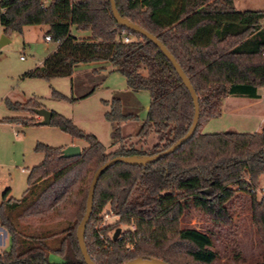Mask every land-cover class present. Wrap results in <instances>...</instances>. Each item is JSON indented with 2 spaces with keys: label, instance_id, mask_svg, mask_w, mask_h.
Listing matches in <instances>:
<instances>
[{
  "label": "trees",
  "instance_id": "obj_1",
  "mask_svg": "<svg viewBox=\"0 0 264 264\" xmlns=\"http://www.w3.org/2000/svg\"><path fill=\"white\" fill-rule=\"evenodd\" d=\"M115 1L122 16L156 35L177 58L199 95L201 115L195 134L174 152L146 165L117 162L101 175L85 234L91 257L98 264L135 258L213 264L218 253L212 237L182 227L181 218L192 203L211 220L230 226L228 204L239 189L252 196L253 223L264 245V196L260 200L257 196L264 175V125L253 133L201 132L204 123L222 115L229 95L261 97L264 10L240 11L234 0ZM0 22L7 35L22 34L28 25H48L45 36L60 44L24 77L47 81L72 77L78 64L106 61L125 77L128 88L151 95L147 117L130 145L124 143L131 136L122 135L121 124L138 120V115L125 113L120 98L104 101L112 138L121 145L114 152L72 119L52 111V124L88 145L81 155L64 157L63 148L38 144L44 159L31 168L22 197L11 196L10 188L2 195L0 225L9 233L11 247L0 252V264H87L77 229L94 173L115 156L154 155L173 145L192 125L193 98L163 51L116 20L110 0H0ZM72 27L91 31L92 36L80 39ZM52 97L76 100L55 89ZM7 104L13 110L42 108L32 101L7 99ZM151 135L155 141L149 140ZM107 206L119 218L104 225ZM12 211H17L15 219ZM123 225L129 228L123 230ZM118 228L121 233L114 239ZM54 254L59 261L51 259ZM257 264H264V256Z\"/></svg>",
  "mask_w": 264,
  "mask_h": 264
},
{
  "label": "rangeland",
  "instance_id": "obj_2",
  "mask_svg": "<svg viewBox=\"0 0 264 264\" xmlns=\"http://www.w3.org/2000/svg\"><path fill=\"white\" fill-rule=\"evenodd\" d=\"M238 10H264V0H234ZM73 34L78 38H90V31L75 28ZM4 28L0 22V201L7 188L11 189V196L21 198L27 189V178L33 166L40 164L44 153L37 151L40 143L57 148L70 145L85 147L88 143L81 138L73 137L62 131L55 124L39 125L42 118L31 110H13L7 104L12 102L27 103L28 101L42 104V108L58 112L72 119L83 131L95 135L107 148L114 152L120 148L112 138V126L104 117L109 109L104 101L120 98L123 111L138 115L139 119L121 124L123 136H131L124 143L130 145L136 142L139 132L147 117L151 103L149 91H133L127 86L125 77L118 72L86 71L78 72L70 77H57L50 81L40 78H29L24 75L36 68V63L46 57L48 51L57 46V42L48 43L38 27L28 31V38L32 44H25V37L19 32L8 34L4 38ZM24 56V59H21ZM53 89L75 98V101L55 99ZM92 90L94 92L89 94ZM259 99L246 96L229 95L224 99L222 115L209 120L201 127V132H222L236 130L239 132H260L264 125V88H260ZM89 94L88 96H86ZM86 96V97H84ZM37 109V108H35ZM19 118L14 122L4 121L6 118ZM29 119L31 123H25ZM150 136V141H155ZM141 146V143L137 144ZM43 184V183H42ZM40 185V188L43 185ZM239 187H236L238 190ZM39 188L37 192L39 193ZM260 200L264 196V175L260 178L257 188ZM228 207L232 215V225L211 220L202 209L192 203L185 209L181 218V226L195 228L210 235L213 248L218 258L213 264H257L264 256L257 227L253 223L252 196L247 191L238 190L229 201ZM110 218L106 223L115 222L118 217L108 209ZM17 211H12L13 219ZM18 225V223H17ZM135 228L134 225L130 226ZM129 226L123 225L125 230ZM59 258L57 255H53ZM60 260V258H59Z\"/></svg>",
  "mask_w": 264,
  "mask_h": 264
},
{
  "label": "water",
  "instance_id": "obj_3",
  "mask_svg": "<svg viewBox=\"0 0 264 264\" xmlns=\"http://www.w3.org/2000/svg\"><path fill=\"white\" fill-rule=\"evenodd\" d=\"M111 8L114 17L116 20L124 27H127L134 32L144 35L149 40L154 42L167 56V58L172 62L175 69L177 70L178 74L180 75L183 83L190 91V94L194 101V117L191 127L189 128L188 132L179 138L173 145L167 148L164 151H161L154 155H130V156H115L102 164L94 173L93 179L91 181L89 191H88V198H87V207L86 212L84 214L83 219L81 220L78 229H77V237L80 245L81 252L84 256V259L87 264H98L90 255L88 246L85 239L86 229L90 218L93 213L94 208V198H95V191L97 183L101 177V175L113 164L117 162L128 163L132 165H146L148 163H152L160 159L161 157L174 152L177 148H179L183 143L189 140L196 132L198 125L200 123V115H201V107H200V98L197 94L189 76L184 71L183 67L181 66L180 62L177 58L172 54V52L168 49V47L153 33L148 31L147 29L143 28L141 25L134 23L129 18L124 17L120 14L116 1L110 0ZM42 119L37 122L39 125H49L52 121L53 112L46 108H37L34 110ZM82 154V148L79 145H70L62 149V156L64 157H75ZM121 233V228H118L113 235V238L116 239ZM122 264H171L159 258H135L133 260L127 261Z\"/></svg>",
  "mask_w": 264,
  "mask_h": 264
},
{
  "label": "crops",
  "instance_id": "obj_4",
  "mask_svg": "<svg viewBox=\"0 0 264 264\" xmlns=\"http://www.w3.org/2000/svg\"><path fill=\"white\" fill-rule=\"evenodd\" d=\"M235 2V1H234ZM236 7V6H235ZM32 27H38V29L40 30V32H42V34L44 35V38H45V41H47L48 43L50 42H53V40H46V32L48 31L49 29V26L48 25H28V26H25L24 27V30H23V33L22 35L25 37V44L29 45V44H32V42L30 41V39L28 38V31H30V29H32ZM73 30H75V27H72V34L74 33ZM91 32V31H90ZM74 35V34H73ZM76 36V35H75ZM11 37V35H7V34H4V38L7 40L5 43H3L4 45L7 44L9 38ZM78 37V36H76ZM83 39V38H81ZM56 42V41H55ZM59 42H57V46L54 47L53 49H51L50 51H48L49 53H47L46 57H44L42 60H39L37 63H36V67L38 66H41L44 62V60L50 55L52 54L54 51H56L59 47ZM22 59V58H21ZM86 71H94V72H98V71H110V72H113V66L109 63V62H106V61H98V62H92V63H88V64H78L76 67H75V70H74V73L72 75V77L70 78H74L76 73H82V72H86ZM223 104H224V101H223ZM81 148H83L81 145H79ZM11 247V239H10V235L9 233L7 232V230L0 225V252L2 251H5V250H9ZM60 258V257H59ZM59 258L55 257V256H51V259L53 261L57 260L59 261Z\"/></svg>",
  "mask_w": 264,
  "mask_h": 264
},
{
  "label": "built area",
  "instance_id": "obj_5",
  "mask_svg": "<svg viewBox=\"0 0 264 264\" xmlns=\"http://www.w3.org/2000/svg\"><path fill=\"white\" fill-rule=\"evenodd\" d=\"M46 40H52L51 36H50V35L46 36ZM125 41H130L129 36H125ZM21 58L24 59V56H21ZM113 214H114V213H113ZM110 215H111V214H110L109 212H106L105 215H104V220L110 218ZM115 216H117V215H115ZM117 217L119 218V216H117ZM103 224L105 225V224H106V221H105ZM101 238H102L105 242H108V238L105 237L103 234L101 235Z\"/></svg>",
  "mask_w": 264,
  "mask_h": 264
}]
</instances>
